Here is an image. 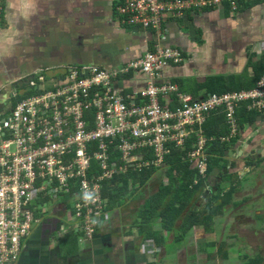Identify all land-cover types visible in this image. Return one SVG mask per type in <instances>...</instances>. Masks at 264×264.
I'll use <instances>...</instances> for the list:
<instances>
[{
    "label": "crops",
    "instance_id": "1",
    "mask_svg": "<svg viewBox=\"0 0 264 264\" xmlns=\"http://www.w3.org/2000/svg\"><path fill=\"white\" fill-rule=\"evenodd\" d=\"M2 2L4 11L3 19H0L1 100L9 97L8 88L11 82L25 79L22 77L24 71L37 77L36 71H42L43 74L45 72L43 75L47 81L45 87H50L52 83L50 81L59 78L70 68L88 69L99 66L117 70L157 46L175 48L184 58L178 65L168 64L164 67L161 70V81L169 82L168 84L175 85L179 92L200 100L207 95L209 79H222L227 85L232 83L238 86L255 82L254 66L259 65L264 58V0L239 1L235 12L227 3L210 9H188L179 17L167 12L162 17L159 33L126 23L119 11L124 6V0H2ZM12 71L16 73L12 75ZM31 71L33 73H30ZM144 86L145 77L141 73H129L117 83L121 93L137 96L141 105L147 104L141 93ZM184 87L187 88L186 91ZM2 89L7 90V93L4 91V97ZM197 90L195 96H192ZM178 91L160 98V104L169 109L178 107ZM222 114L225 120V115ZM204 126L205 133H211L208 136L212 139H215L214 133L219 128L223 130L222 125L213 117V113L208 115ZM230 145L223 158V164L226 163L223 171L215 167L208 174L209 186L220 183L224 185L223 179L228 174L236 173L246 177L251 173V164L257 161L262 162L253 169H260V164H264L262 156L264 119L258 118L252 126L246 125L241 138ZM172 150L181 149H175L172 145L168 155ZM118 158L114 159H117L121 166L123 161ZM244 161L248 163L243 167ZM94 167L96 170L99 169L96 164ZM168 168L169 164L164 162L163 180L159 181L158 186L168 182L166 174ZM156 170L158 171L155 174L149 176L147 187L150 182L157 180L160 169ZM261 178H264V175ZM194 179L198 177H194L193 181ZM209 179L212 182H209ZM225 186L227 188L229 184L225 183ZM103 189L104 211L93 238L85 236L82 229L84 223L74 217L73 199L62 200L56 204H52L54 199H48L39 204L40 210L36 214L38 223L24 240L16 264H136L138 261H144L142 264H164L163 260H166L167 253L163 252L157 241L162 244L173 241L175 237L171 238L169 233L174 230L173 226L182 228V218L170 225L169 229L161 225L163 223L160 219L159 223L152 221L151 226L158 225L155 233L159 234H152L144 239L141 234L140 227L143 225L141 221L149 219L147 217L155 210L147 209L142 212L141 207L145 199L155 194L148 195L142 192L141 197L136 198L138 195L130 192V195L123 198L125 203L120 205L110 202L104 196ZM237 191L240 192L234 193V204H228L222 214L215 216L217 221H221L220 226L224 224L225 218L229 223V216L232 215L233 220L239 216L233 211L234 205L239 206L246 202L241 194L243 190ZM135 201H143L135 211L129 213L123 208ZM220 203L221 200L218 204ZM216 220L213 224L218 225ZM62 225L65 226L62 228ZM191 228L205 226L192 225ZM67 229L70 230L68 233L59 235L60 230L63 233L62 231ZM152 230L154 229L150 228L148 231ZM184 233L183 240L188 243ZM73 236L79 239L76 248ZM196 239L198 238H195V244H199L197 248L201 249L208 243L196 242ZM223 244L224 240L220 245ZM151 245L163 252L156 262L151 261L146 255ZM187 245L192 247L194 244L190 242ZM183 253L184 262H188L186 249ZM199 253L206 257L200 250ZM215 253L214 251V257L210 260L218 257ZM152 254L156 255L154 251ZM194 255L197 254L194 252ZM190 259L195 261L193 258Z\"/></svg>",
    "mask_w": 264,
    "mask_h": 264
},
{
    "label": "built area",
    "instance_id": "2",
    "mask_svg": "<svg viewBox=\"0 0 264 264\" xmlns=\"http://www.w3.org/2000/svg\"><path fill=\"white\" fill-rule=\"evenodd\" d=\"M239 1L251 0H124L119 11L126 23L159 33L167 12L179 17L188 9L221 3L235 12ZM3 11L0 0V16ZM183 61L177 49L157 46L117 70L70 68L50 87L43 75L30 82L33 94L13 106L0 125V264H16L22 239L38 223L39 204L48 199H73L74 217L93 238L104 211L101 183L119 174L162 169L172 145L186 150L198 177H207V148L214 140L203 129L208 115L224 113L230 130L220 141L229 142L240 134L237 107L252 101L253 108L264 110V77L251 90L195 100L161 81L164 67ZM129 73L145 77L141 93L147 104L117 88ZM177 91L178 107L160 104V98ZM95 164L100 174L89 180ZM86 194L92 198L85 200Z\"/></svg>",
    "mask_w": 264,
    "mask_h": 264
},
{
    "label": "trees",
    "instance_id": "3",
    "mask_svg": "<svg viewBox=\"0 0 264 264\" xmlns=\"http://www.w3.org/2000/svg\"><path fill=\"white\" fill-rule=\"evenodd\" d=\"M3 14H1L0 19H3ZM255 71V82H252L246 86H238L235 84H225L222 82L223 80L220 79H209L207 82V89L206 93L207 95H214V94H223L226 92H239L241 90H251L256 87L258 81L261 79L262 76H264V58L261 59L260 64L257 66H254ZM233 79V78H232ZM181 89H183L181 87ZM198 92L193 93L192 96H195V94ZM33 91H30L25 94V96L20 97L19 100H17L16 103H18L22 98H25L29 95H32ZM204 97V98H205ZM15 103V104H16ZM13 104V106L15 105ZM253 102L249 101L246 104H243L239 107H237V122L240 129V134L232 137L229 142H222L220 141V138L222 136L228 135V131L230 130L229 124L225 122L224 116L222 113L215 112L213 113V117H215V120L217 123L219 122L223 130L219 129L214 133L216 134L214 141L211 142L208 145L207 153L209 154V165L207 170V175L212 171L213 168L218 167L221 168L222 171L224 169L225 164L223 161V158L225 156L226 151L228 150V146H231L230 144L235 143L238 139L241 138V133L245 129V126H252L256 123L258 118L264 119V110H259L257 108L252 107ZM9 114V113H8ZM217 115H220L217 117ZM204 132L206 131L205 126ZM207 136L211 133H205ZM220 141V142H219ZM165 162L169 164V168L166 171V174L168 176V182L163 185L160 184L157 188V192L153 197H149L148 199L144 200V203L141 207L142 212L146 211L147 209H154L160 210L162 207L165 210V218H160L163 224L164 228L170 227V225H173V223L178 220L179 218H182V228L183 231L186 232L190 230V227L192 225H199V226H205V230L210 233L214 232V229H209V224H213L214 217L218 214H222V211L225 207L228 206V204L232 205L234 204L233 195L238 190L236 189V184L232 185L230 189L225 192V189L221 188L223 187L222 183L218 185H211L209 186L205 180H207V177L201 178L198 177L197 170L195 168V165L190 163L188 161L187 152L186 150H172L170 155H166ZM262 162V161H259ZM153 169V170H152ZM148 170V171H147ZM144 170L142 173H137L136 175H130V176H115L112 180L109 182L101 183L105 189L104 196L109 199L110 202H116L120 205L124 204L125 199H123L125 196L130 195V192H134L133 195H138L136 198L141 197L140 190L143 189L144 186H146V183L149 180V176H151L153 173L155 174L156 169L150 168ZM97 170L94 169L92 172L88 173L89 180L93 179L94 177H97L100 173L96 172ZM225 175V174H224ZM227 175V174H226ZM232 174H228L227 178L231 177ZM197 178L199 182L196 185H192L193 178ZM224 178V177H223ZM224 180V179H223ZM224 182V181H223ZM204 188V191L202 188ZM208 188V189H207ZM216 190V191H215ZM199 191H202V195H199ZM222 193L220 195L219 193ZM225 192V193H224ZM198 194V197H197ZM66 200V199H62ZM221 200V203L218 205H215V203ZM41 202V201H39ZM203 203V205H198ZM177 205V207H176ZM203 206V207H202ZM237 206V205H236ZM234 205V207H236ZM202 207V208H201ZM154 211V212H155ZM153 212V213H154ZM153 213H151L147 218L151 220L149 225L152 223V221L156 220L153 217ZM201 215V217H200ZM198 217L202 219H197ZM217 217V216H216ZM215 217V218H216ZM168 219H171L170 221ZM143 231V226L140 227ZM75 232V231H74ZM145 232H149L148 230ZM73 234V233H71ZM146 233H144L145 235ZM144 239L147 237L143 236ZM242 238V237H241ZM244 239V238H243ZM216 240V239H215ZM213 240L211 242H208V248L207 247L200 249V252L205 254L207 260H210L214 257V250H215V243L216 241ZM24 240L21 241V246L23 244ZM245 244L247 243L244 241ZM157 244L161 245L162 243L157 241ZM244 244V245H245ZM212 245L214 246V250H212ZM223 245H220L216 253L220 257H227V252H224L222 254V247ZM260 246V245H259ZM258 246V247H259ZM264 253V251H263ZM263 259L262 258H251L247 255L246 259L243 261V264H250V263H261Z\"/></svg>",
    "mask_w": 264,
    "mask_h": 264
},
{
    "label": "rangeland",
    "instance_id": "4",
    "mask_svg": "<svg viewBox=\"0 0 264 264\" xmlns=\"http://www.w3.org/2000/svg\"><path fill=\"white\" fill-rule=\"evenodd\" d=\"M14 73H16V71H12V75H14ZM30 73H33V71H31ZM35 74L39 75L40 77L44 75L45 72L43 74L42 71H36ZM36 82H37V79H36ZM186 89L187 88L184 87V91H186ZM22 91L28 93L32 90L28 85L21 87L19 91L15 93L13 104H15L17 100H19L20 92ZM7 116H8V113H5L3 115V118ZM262 156H264V154H262ZM247 163L248 162L244 161V164L242 166L243 167L246 166ZM258 164H259L258 161L251 164V173L247 175L246 177L242 176V174L236 175L235 173L230 178L229 177L224 178V182L228 183L230 188L232 187V185L236 184V189L243 190L241 194L243 196V199L246 200V202H244V204L242 205H239L233 208V211L237 212L239 216L236 217V219L234 218V220H233L232 215L229 216V223L227 222V218H225L224 224H222V226H220L221 221L220 220L217 221L216 218L214 217V220L218 222V225L209 224L208 226L209 229L213 228L215 230L213 233H210L209 231L207 232L205 228H191L190 230L184 233L183 228L173 226L172 229L174 228V230L171 231L169 235L171 236V238L174 236L175 239L169 243L166 242L162 245L159 244V246L163 248V252L165 253L166 251L167 253L166 260H163L164 264H202V263L203 264H243V261L246 259L247 255L250 256L251 258L264 259V253H263L264 251V178H261L264 175V164L263 165H261L262 163L260 164V169L258 168L253 169L254 166H258ZM240 172H242V170ZM163 174H164V170L160 169L157 180L154 182H150L148 184V187L147 186L143 187V189L140 190V193L146 192L148 195H150L151 193L155 194V192H157V189H158L157 186L159 184V181L163 180ZM210 181L211 179H209V182ZM205 182L208 184V178L207 180H205ZM225 183L223 187L221 188V190L224 188L225 192H227L229 187L226 188ZM165 184L166 183H164L163 185ZM192 185H195V184L192 183ZM146 187L147 189H145ZM204 188L206 187L202 188L203 191H204ZM240 191H236V192H240ZM198 193L199 195L200 194L202 195V191H199ZM219 194L222 195L221 192ZM60 201H62V199H54L52 204L60 203ZM219 201L220 200H218L215 203V205H217ZM141 203H143V201L130 202L123 208L129 211L130 213V212L135 211L138 208L139 204ZM45 209H46L45 210L46 212L47 208ZM46 215H48V211ZM133 216L130 217V222L132 221ZM153 217L154 219H156L155 223H159L158 219L166 217L164 208L162 207L160 210H156L153 213ZM200 217H198L197 219H202ZM137 219L140 221L138 216H137ZM150 222H151L150 219H144L143 221H141V223L143 224L142 226H143L144 232L146 230H150V228L154 229L152 231L147 232L145 235L144 233H142V235L145 237H149L152 234H159V233H155V229H157L158 225L151 226L152 223L149 225ZM161 225L165 226V224H161ZM215 228H218V229L216 230ZM69 231L70 230L67 229L64 232L68 233ZM183 233H184V236L188 239V243L190 244V242H192L194 244L192 247H188L189 246L187 245L188 243H186L183 240ZM61 234H62L61 231H59V235ZM195 238H198L196 239V242L197 241L199 242L208 241L209 242V241L215 240L216 238L215 240L216 243L214 244L215 247L212 245V248L214 247L215 249L218 248L222 240H224V244L222 246L223 247L222 254L224 252H227L228 256L227 257L218 256L214 260H208L206 262V257L199 255L200 248H197L199 244L198 243L195 244V241H194ZM244 241H246L247 243L245 244ZM74 243H75V248H76L79 245L78 237L74 238ZM208 245L209 244L206 245L207 250L210 249V247L208 248ZM214 248L212 250H214ZM185 249L187 251L186 253L187 258L189 259L188 262H184V259H183L184 257L183 252L185 251ZM147 250L149 254H147L146 252V255L153 262H156L159 255L163 253L160 249L154 247L153 245H151L149 249ZM152 251H154L156 255L152 254ZM214 251L216 252V250ZM194 252L197 255H194ZM180 257H181V261H180ZM190 258L195 259V261H193ZM143 262L144 261H138V263L136 264H142ZM263 263H264V260L261 263H250V264H263Z\"/></svg>",
    "mask_w": 264,
    "mask_h": 264
},
{
    "label": "flooded vegetation",
    "instance_id": "5",
    "mask_svg": "<svg viewBox=\"0 0 264 264\" xmlns=\"http://www.w3.org/2000/svg\"><path fill=\"white\" fill-rule=\"evenodd\" d=\"M25 86V85H24ZM23 86V87H24ZM21 87H18L17 89H16V87H14L13 86V82H11V84H10V87L8 88V93H9V97H7L5 100H4V98L1 100L0 99V125H1V121H2V119H5V118H3V115L5 114V113H9V111L13 108V100H14V97H15V93L17 92V91H19V89H20ZM2 91V96L4 97L5 96V92L7 93V90L5 89H2L1 90ZM5 91V92H4ZM3 107V108H2ZM264 260V259H263ZM262 260V261H263ZM261 261V262H262ZM264 264V263H263Z\"/></svg>",
    "mask_w": 264,
    "mask_h": 264
},
{
    "label": "water",
    "instance_id": "6",
    "mask_svg": "<svg viewBox=\"0 0 264 264\" xmlns=\"http://www.w3.org/2000/svg\"><path fill=\"white\" fill-rule=\"evenodd\" d=\"M86 75H88V72L86 73ZM22 77H25V79L21 78V79H19V80L17 79L15 82H13V86L16 87V89H17L18 87H23V85H26V86L29 85L30 82H31L32 80L35 79V75H34V74H30V75H28L26 71L23 72ZM35 89H36V88H35ZM2 108H3V107H2ZM4 120H5V119H2L1 122L3 123Z\"/></svg>",
    "mask_w": 264,
    "mask_h": 264
},
{
    "label": "clouds",
    "instance_id": "7",
    "mask_svg": "<svg viewBox=\"0 0 264 264\" xmlns=\"http://www.w3.org/2000/svg\"><path fill=\"white\" fill-rule=\"evenodd\" d=\"M35 79H36V75H35ZM35 79H34V80H35ZM32 81H33V80H32ZM91 198H92L91 195H87V194L85 195V200H90Z\"/></svg>",
    "mask_w": 264,
    "mask_h": 264
}]
</instances>
